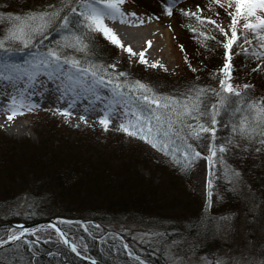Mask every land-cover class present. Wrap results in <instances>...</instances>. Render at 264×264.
<instances>
[{
    "label": "snow or ice",
    "instance_id": "obj_1",
    "mask_svg": "<svg viewBox=\"0 0 264 264\" xmlns=\"http://www.w3.org/2000/svg\"><path fill=\"white\" fill-rule=\"evenodd\" d=\"M183 2L158 0L162 15L194 18L197 27L189 24L188 28L195 34L197 51L204 59L217 46H222L223 59L218 73L212 76L218 87L188 82L177 95L163 94L151 84L131 79L129 72L120 70L127 62L141 65L145 70L169 72L160 60L149 58L151 40L146 41V47L135 50L118 34L117 25L139 27L152 19L146 20L128 11L127 0H60L59 5L51 4L46 9L11 13L7 18L0 14V21L10 22L7 38L0 39V81L4 82L8 101L3 105L5 126L37 110L41 105L33 97L43 98L47 84L56 94V102L65 105L56 107L53 115L69 123L70 118H78L77 128L81 124L88 126L89 120L95 119L102 131L108 132L114 127L127 138L148 145L185 173L198 161L206 160L208 193L198 219L196 238L190 242L169 240L167 233L155 231L143 233L141 239L149 238L150 242L155 241L171 252L182 243L195 249L200 237L211 234L230 245L235 243L237 251L206 264H264V227L259 238L254 235V225L258 222L264 225V185L260 190L254 189L246 179L245 170L229 165L227 160L229 156L251 159L255 155L264 167V99L259 102L248 99L255 85L236 82L241 69L234 63V56H242L256 62L251 73L264 72V0H208L207 5L202 0H193L194 10L181 7ZM221 12L230 18L226 26L219 20ZM52 30L60 33V38L41 50L39 46L50 39ZM14 46L33 49L25 65L12 62ZM179 48L189 72L196 74L204 70V59L194 63L195 56L190 59L183 44ZM105 51L118 59L100 61ZM248 67L245 65L244 70ZM212 98L214 102H210ZM76 109H80L79 114ZM222 116L232 119L225 122ZM221 127L230 134L219 136ZM205 138L210 140L206 156L197 150L196 143ZM214 179L224 181L223 195L219 198H239L245 206L243 214L229 212L212 216L213 189L217 187ZM74 226L93 236L84 221L58 219L47 228L25 229L21 225L11 229L0 236V249L17 252L23 241L31 253L29 264H40L39 245L53 244L55 250L47 251L46 255L53 261L61 257L57 264H65L69 253L88 260L89 264H102L87 254L89 246L83 235L73 232ZM92 227L101 229L99 224ZM237 237L242 238V244ZM99 243H106V238L100 236ZM122 247L129 258L145 264L139 256H134L127 243H122ZM181 260L173 257L172 264ZM0 264H16V260L0 259Z\"/></svg>",
    "mask_w": 264,
    "mask_h": 264
},
{
    "label": "rangeland",
    "instance_id": "obj_2",
    "mask_svg": "<svg viewBox=\"0 0 264 264\" xmlns=\"http://www.w3.org/2000/svg\"><path fill=\"white\" fill-rule=\"evenodd\" d=\"M59 3L60 0H0V14H3L4 17L7 18L8 14L11 13H27L32 9H46L51 4L59 5ZM202 3L207 5L208 0H202ZM180 6L194 10L193 0H184ZM125 8L130 12H136L146 20L149 17L152 18L150 23L146 22L139 27L127 26V28L129 31H133L139 36L140 43H137V46L134 49L141 50L146 47V41L151 40L153 44L152 48L149 49V58L152 60H160L169 69V72L165 73L162 70H151L150 72V70H145L141 65L128 64L127 62L121 65V71L129 72L131 79H140L148 84L152 83L151 85L155 89L168 95H177L179 92L183 91L185 84L188 82H192L193 84L198 83L199 85L202 84L201 86L212 81L216 82L212 79V76L217 74L221 67L220 61L223 59L222 46L215 47L212 54L204 59L197 51L198 45L196 43L195 34L188 28L189 24H191L192 27H197L194 18L189 20L183 16L174 15L173 17H167L162 15V6L158 3V0H127ZM217 11L220 10L217 9ZM157 15H160L161 18L156 19L155 17ZM219 20L225 26L230 22V18H226L223 12H221ZM9 27L10 22L5 23L0 21V39L7 38ZM158 28H162L169 34V41H162L160 35H157L156 37L155 33ZM58 35H60V33ZM180 44H183L186 47L190 59L195 56L194 63H199L201 59H204V64L202 65L204 69L203 71L196 74L188 71L183 59L184 54L181 53L179 48ZM160 46L162 47L163 54L159 58L154 59L151 57V52H156V49ZM237 51H239V49H237ZM31 52L32 50L28 51V49L21 48L19 49V55H17L16 58H13L15 55L12 53L11 59H19L22 61L30 60ZM113 57L114 55L109 51H105L100 56V61L113 62ZM234 63L238 69H241L236 82L241 84L248 82L255 85V87L251 89L248 98H251L252 94V100L259 102L264 99V72L251 73L250 71L251 67L255 66L256 62L242 56H234ZM245 65L249 66L247 70H244ZM136 76L139 78H136ZM196 76L200 78L198 81H196ZM33 99L41 106L33 113L17 117L15 121L10 124L12 126L16 125L13 134H11L8 129L2 127L0 123V142H5L1 138L6 139L8 142H16V147L8 144V148H11L10 155L18 156L20 155L18 153L21 152V150L25 149V151H27V149L30 150V148L38 146L40 138L44 140L43 143L45 146L51 148L50 143L45 140V134H47L50 128H54L59 131L56 138H60L62 142L63 140L67 142L65 150L64 148H59L58 151L54 152L57 156L62 157L66 153H71L72 156H75V151L70 149L72 148L73 143L85 146L88 149L95 148L97 150L115 152V150H112L108 145L111 144L115 146L114 148L116 150L122 148L121 154L126 162H128V157H131L132 159L134 158L136 160L135 162L142 167L141 173L143 174V177L148 179L150 184H152L150 188L151 201L150 205H148L152 211L150 214L135 213V211H131L126 214H120L122 217L111 215L110 221L101 222L99 224L101 225L100 230H96L92 227V225L95 224H91L90 226L87 221L82 219L65 217L53 218L84 221L89 224L93 236L96 237L95 240L99 241L100 236H107V242L116 241L117 245L127 243L129 249L134 254L139 255L143 260L150 264H172L173 257L182 258L181 262H178V264H206V262L230 256L237 251L235 243L230 245L224 240L216 238L211 234L200 237L198 246L195 249H189L187 244L182 243L178 248H174L171 252H166V250L155 241L150 242L149 238L141 239L143 233L155 231L167 233V239L169 240L175 239L177 241L190 242L196 238V230L199 227L198 219L202 216L204 211L208 193L206 184L208 178V165L206 160L202 159L198 161L187 173L179 172L177 174L178 180L174 184L177 191L175 192L174 188L173 191L165 194L164 188L169 187L167 186V173L172 171V169H175L174 165L172 168L169 167L170 160L168 158L163 157L148 145L134 139H129L123 134L118 133L114 127H111L108 132L102 131L95 119L89 120L88 126L81 124L80 127L77 128L75 127V124L79 122L78 118H70L71 123H69L67 119L60 117L59 115H53L56 107L63 108L65 105L56 102V94L52 92L47 84L43 93V98L38 95L33 97ZM212 100H214V98H212ZM7 103L8 101L5 98L4 93V82L0 81V106L3 110L0 112V122L6 121V112L3 105H6ZM76 111L79 114L80 109H76ZM47 114H51V116ZM24 124H26V131L22 130ZM220 133L223 137L230 134L223 127H221L218 135ZM199 142H205L207 146L210 143V140L205 138ZM3 149L4 148L0 144V150ZM59 151L65 152L61 154ZM7 153L8 152L6 151L5 154ZM201 153L204 156L208 154L207 150ZM67 157L69 156L63 158ZM142 159L145 160V162L147 160V163L142 164ZM240 159L241 158L233 156L227 157L229 165L236 168H242V166L245 165H240ZM143 167H147L149 170L144 169ZM200 168L207 169L204 176H198ZM213 171H215V169H213ZM25 176L26 175H24V177ZM55 179V176H47L40 185L37 184V182H33V180L25 179L26 186L20 195L22 197L19 198V201H16L17 203L15 206L13 203L0 205V225L9 223L20 224L25 217L30 216L32 213H36V211L41 208L38 205L40 204V199L49 197L54 198L53 196L56 195L55 189H53V187H46L45 183L50 186L55 183ZM246 179L248 181L247 177ZM213 183L217 187L213 189L214 208L212 210V216H219L229 212H239L243 214L245 206L239 198L233 196H226L224 199L219 198L223 195V180L216 181L214 179ZM42 185H44L43 188ZM162 197L166 202L161 199ZM26 199H31V202L26 201ZM51 211L57 212L55 209H51ZM61 227L63 226L61 225ZM262 227H264V225L259 222L254 225V235L257 238L261 236ZM11 229L13 228L11 227ZM11 229H9V231ZM73 232H77L79 235L84 234L82 228L77 229L76 227H73ZM85 234L89 236L88 233ZM93 236H90L92 240H94ZM29 239H32V237H29ZM236 239L242 244L241 237H237ZM22 242L23 241L20 243ZM1 250L4 249H0V251ZM185 257L186 259H183ZM0 259L5 260L1 256ZM131 260H133V262L130 264H138L134 258H131ZM16 264L22 263L16 261Z\"/></svg>",
    "mask_w": 264,
    "mask_h": 264
},
{
    "label": "trees",
    "instance_id": "obj_3",
    "mask_svg": "<svg viewBox=\"0 0 264 264\" xmlns=\"http://www.w3.org/2000/svg\"><path fill=\"white\" fill-rule=\"evenodd\" d=\"M58 34L56 30H52L49 34L50 39L45 40L44 44L39 46L40 49L43 50L45 47L52 46L60 38ZM100 47H103V45H100ZM19 49L21 48H12V53L15 55L13 58L19 55ZM31 50L33 51L31 48L28 49V51ZM13 58L11 59L12 62L25 65V60ZM113 59L114 62L118 57L114 55ZM136 78L139 77L136 76ZM208 80L211 81L210 79ZM203 86L218 87L214 81ZM248 99L252 100V94L251 98ZM211 101L214 102V100ZM47 115L51 116V114ZM221 119L227 122L232 118L230 116H222ZM58 133L57 129L50 128L47 134H45V140L50 143L52 149L45 146L44 140L40 138L38 146L30 148V150L27 149V151L25 149L21 150L18 156L10 155L11 148H8V144L16 147V142H8L6 139L1 138L5 142H0L4 148L0 150V205L13 203L15 206L16 201H19V198L22 197L20 195L26 186L25 179L33 180V182H37L40 185L47 176H55L56 178L55 183L50 186L45 183L46 187H53L55 189L56 195L53 196L54 198L40 199V204L38 205L41 208L36 213L25 217L20 223L32 224L43 219L65 217L82 219L87 221L91 226L93 222L100 224L101 222L110 221L111 215L122 217L120 214H126L131 211L145 214L152 213L150 206H148L151 201L150 188L152 184H150L148 179L143 177L141 173L142 167L135 162L134 158L128 157V162H126L121 154L122 148L116 150L115 146L111 144L108 145L115 152L97 150L95 148L88 149L85 146L74 143L70 149L74 150L76 155L72 156L71 153H66L60 157L54 154V152L58 151L59 148H64L65 150L67 142L65 140L62 142L60 138L57 139L56 135ZM219 136L223 137L221 133ZM196 143L198 151H206L207 146L205 142L201 143L198 141ZM6 151L8 152L7 154H5ZM59 152L62 154L65 151ZM65 156L69 157L63 158ZM141 162L142 164L147 163V160L145 162L142 159ZM239 163L241 166L245 164L242 168L246 172L248 182L254 188L260 190L261 186L264 185V167H262L259 157L255 155L251 159L241 157ZM173 165L171 162L169 163V167L172 168ZM237 165L240 166L239 164ZM174 167V170L172 169V171L167 173V186L169 187L164 188L165 194L173 191L175 188L174 184L178 180L177 174L184 172L178 166L174 165ZM144 169L149 170L147 167ZM24 175H26V178ZM43 187L44 185H42ZM176 191L177 189L175 188ZM26 201L31 202V199H26ZM51 209H55L57 212H53ZM9 229H11L9 226H0V236L9 232ZM83 235L85 242L89 246L87 254L101 260L103 263L130 264L133 262L127 256L122 244L117 245L116 241H106V243L101 245L99 241L92 240L85 233ZM104 237L106 238L107 236ZM39 248L42 253L40 264H57V261L61 259V257H58L57 261H53L52 257L46 255L47 251L55 250V245L41 243ZM116 249H119V252ZM0 256L6 261L9 258H15L18 263L29 264L31 253L22 242L17 252H13L10 248L4 249L0 251ZM65 264L85 263L76 260L69 253Z\"/></svg>",
    "mask_w": 264,
    "mask_h": 264
},
{
    "label": "bare ground",
    "instance_id": "obj_4",
    "mask_svg": "<svg viewBox=\"0 0 264 264\" xmlns=\"http://www.w3.org/2000/svg\"><path fill=\"white\" fill-rule=\"evenodd\" d=\"M127 26L129 25H117V31H118V34L121 36V39L127 43V44H131L133 46V48H135L137 45V43H140V40H139V36L136 35L133 31H129ZM156 37L157 35H160L161 38H162V41L166 42V41H169V34L164 31L162 28H158L157 29V32L155 33ZM154 35V37H155ZM144 45V44H143ZM163 54V51H162V47H158L156 49V52L152 51L151 52V57H153L154 59H157L159 58L160 56H162ZM3 110L1 109V106H0V112H2ZM1 126L8 129L9 132L11 134H13L14 132V129L16 128V125L12 126V125H6V121H1ZM22 130L26 131V124H24L22 126ZM207 169L205 168H200L199 172H198V176H204V174L206 173Z\"/></svg>",
    "mask_w": 264,
    "mask_h": 264
},
{
    "label": "water",
    "instance_id": "obj_5",
    "mask_svg": "<svg viewBox=\"0 0 264 264\" xmlns=\"http://www.w3.org/2000/svg\"><path fill=\"white\" fill-rule=\"evenodd\" d=\"M58 219H64V218H52V219H46V220H41L32 224H24V223H20V224H14V223H9V224H1L0 226H11L12 228H19V226H23L25 229H36V228H41V227H47L50 223H56L58 221ZM66 220H71V219H66ZM74 221V220H72ZM71 254V253H70ZM76 260H79L80 262H83L85 264H89L88 260L86 259H81L79 257H76L75 254H71ZM134 256H138L136 254H134ZM140 257V256H139ZM141 258V257H140ZM142 259V258H141ZM145 261V260H144ZM102 264H107V263H103ZM145 264H148L145 261Z\"/></svg>",
    "mask_w": 264,
    "mask_h": 264
},
{
    "label": "flooded vegetation",
    "instance_id": "obj_6",
    "mask_svg": "<svg viewBox=\"0 0 264 264\" xmlns=\"http://www.w3.org/2000/svg\"><path fill=\"white\" fill-rule=\"evenodd\" d=\"M126 251V250H125ZM107 264H110V263H107ZM148 264H150V263H148Z\"/></svg>",
    "mask_w": 264,
    "mask_h": 264
}]
</instances>
